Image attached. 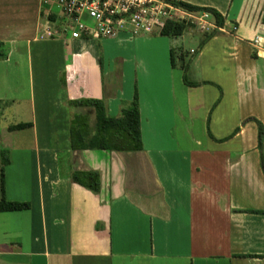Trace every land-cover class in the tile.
<instances>
[{
  "label": "crops",
  "instance_id": "crops-1",
  "mask_svg": "<svg viewBox=\"0 0 264 264\" xmlns=\"http://www.w3.org/2000/svg\"><path fill=\"white\" fill-rule=\"evenodd\" d=\"M180 2L224 17L187 30L200 35L192 80L177 37L104 39L119 49L104 65L95 39L48 36L56 0H0V150L10 159L0 157V201L29 204L0 211V264H264V10ZM155 42L159 57L141 58L137 46ZM129 48L137 54L121 56ZM134 85L142 149L72 148L74 122L94 132L96 111L71 101L101 99L120 116ZM18 123L31 126L8 130ZM73 171H97L100 191L72 182Z\"/></svg>",
  "mask_w": 264,
  "mask_h": 264
},
{
  "label": "built area",
  "instance_id": "built-area-1",
  "mask_svg": "<svg viewBox=\"0 0 264 264\" xmlns=\"http://www.w3.org/2000/svg\"><path fill=\"white\" fill-rule=\"evenodd\" d=\"M56 6L57 26L46 29L50 37L97 40L153 34L169 21H186L203 32L218 28L209 11L188 10L180 0H56Z\"/></svg>",
  "mask_w": 264,
  "mask_h": 264
},
{
  "label": "trees",
  "instance_id": "trees-1",
  "mask_svg": "<svg viewBox=\"0 0 264 264\" xmlns=\"http://www.w3.org/2000/svg\"><path fill=\"white\" fill-rule=\"evenodd\" d=\"M180 4L191 10H206L209 11L218 26L224 24L223 15L216 9L211 7H198L184 2ZM264 23V14L262 16ZM193 25L186 21H169L157 32L161 36L179 37L184 34ZM206 38L214 36L216 33H205ZM0 57H5V54L0 51ZM174 52L171 51V64L174 66ZM184 82L188 86H197L199 83L191 82L184 76ZM73 104L92 106L96 111V123L94 132L88 122L75 121L71 127V145L74 149H103L111 151H128L141 150V123L139 110V97L137 87L135 86L134 96L132 101L121 110L120 116H110L106 112L105 104L101 99H77L71 101ZM2 106V103H1ZM78 118V117H77ZM30 123H18L8 127L9 131L21 130L30 127ZM263 129L259 124V142L262 138ZM0 157L3 164H8L9 151L7 149L0 150ZM71 180L82 187L98 193L100 191V175L97 171H73ZM29 207L28 203L12 202L1 200L0 211L21 210Z\"/></svg>",
  "mask_w": 264,
  "mask_h": 264
},
{
  "label": "rangeland",
  "instance_id": "rangeland-1",
  "mask_svg": "<svg viewBox=\"0 0 264 264\" xmlns=\"http://www.w3.org/2000/svg\"><path fill=\"white\" fill-rule=\"evenodd\" d=\"M258 4H259V8L262 6V9L264 10V0H258ZM258 8V9H259ZM189 29H197L196 26H192L190 27ZM188 29V30H189ZM199 30V29H197ZM189 31H185L184 34L180 37H177L176 39L174 38H170V40L175 43L176 46H178L179 50L182 51L183 53H185V62L187 65H190L188 71H183V74L186 73V75L188 76V79L192 80L194 78L193 76V62L195 61V59L198 57L199 55V50H198V40H199V33H195L193 38L191 36H189ZM155 37H162L161 35L159 34H155L154 35ZM92 42H90L92 44V46H94L97 50V52L100 54V56L103 58V62H104V65L106 64V62L110 59H112L114 56H116L118 53H119V49H118V45H112V44H108L105 42L104 39H95V40H91ZM161 46V42H155L151 45L149 44H146V43H142V44H139L137 46V51H138V54L141 56V58H146L150 55H154L159 57V48ZM191 49H196V53L195 54H191L189 53V51ZM71 51H72V47L70 45H68L67 47V55L70 56L71 54ZM121 51V50H120ZM137 51L132 48H129L128 51H123L122 50V54L121 56H126V57H131V55L135 52L137 54ZM148 53H151V54H148ZM132 72L134 73V70H132ZM113 76V75H110L106 78V80L110 81V77ZM136 85V84H135ZM134 85V86H135ZM127 86V84L125 85ZM5 105V104H4ZM3 105V108H5V106ZM6 111V110H5ZM26 111V108H23L22 112L23 113V116H24V120H26V117L28 116V114L25 112ZM7 113V111H6Z\"/></svg>",
  "mask_w": 264,
  "mask_h": 264
}]
</instances>
